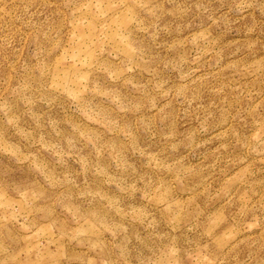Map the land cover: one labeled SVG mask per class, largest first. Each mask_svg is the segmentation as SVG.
I'll list each match as a JSON object with an SVG mask.
<instances>
[{
    "label": "rangeland",
    "instance_id": "1",
    "mask_svg": "<svg viewBox=\"0 0 264 264\" xmlns=\"http://www.w3.org/2000/svg\"><path fill=\"white\" fill-rule=\"evenodd\" d=\"M0 264H264V0H0Z\"/></svg>",
    "mask_w": 264,
    "mask_h": 264
}]
</instances>
